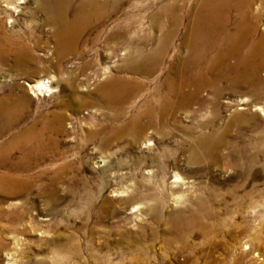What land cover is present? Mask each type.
<instances>
[{
    "label": "rangeland",
    "instance_id": "374dc122",
    "mask_svg": "<svg viewBox=\"0 0 264 264\" xmlns=\"http://www.w3.org/2000/svg\"><path fill=\"white\" fill-rule=\"evenodd\" d=\"M197 1L189 0L157 78L140 77L147 95L169 73L174 48L184 53L182 41ZM145 4L131 6L132 29L141 23L144 34L158 35L161 30L151 26ZM20 5L13 17L16 26L24 27L32 17V0ZM41 18L39 14L35 19ZM52 46L35 49V54L41 57ZM96 48L82 60H97L95 68L119 63L102 54L101 41ZM80 62L69 55L54 66L42 62L46 70L28 74L0 65V99L13 101L20 94L29 98L23 120L0 135V149L16 129L57 111L63 117L62 133L52 139L55 151L23 169L21 163L30 156L17 149L6 159L16 169L0 167L23 181L21 194L0 191V264H264V98L244 103L241 94L231 92L217 98L220 114L212 127L226 126L225 142L214 162L192 163L188 148L194 136L208 129L202 123L213 113L208 90H202L199 100L175 108L160 124L147 126L139 137L109 139L103 145L102 139L87 134L112 124L107 118L112 112L92 102L100 78L87 90L74 83L92 73L91 68L67 74ZM42 78H53L55 91L33 92L28 84ZM254 102L262 108L256 109ZM136 108L128 107L126 116ZM236 113L243 115L232 119ZM230 151L234 154L227 157ZM251 155L255 161L247 179ZM205 189L216 196L205 205L213 215L193 222L190 212H201L196 199Z\"/></svg>",
    "mask_w": 264,
    "mask_h": 264
},
{
    "label": "bare ground",
    "instance_id": "6f19581e",
    "mask_svg": "<svg viewBox=\"0 0 264 264\" xmlns=\"http://www.w3.org/2000/svg\"><path fill=\"white\" fill-rule=\"evenodd\" d=\"M26 2L0 0V65L7 64L17 74H28L46 70L41 66L42 62L50 67L60 64L69 55L81 59L80 64L67 70V74L80 75L91 68L92 73L74 83L87 90L100 78L101 82H96L92 89L96 95L92 102L111 110L112 114L107 118L112 124L115 122L88 131L89 138L102 139L100 144H109V139L139 137L147 126L160 124L175 108L199 100L205 88L213 96L210 101L213 113L202 123V127L208 129L194 136L188 148V161L212 163L218 159L227 131L226 126L212 127L220 114V103L216 99L224 92L241 94V102L264 98V0H198L182 41L184 53L174 48L175 62L169 65V73L156 84L149 96L144 91L145 81L140 77L157 78L159 75L169 57L171 40L183 23L189 0H32L31 19L24 22V27L16 26L17 19L13 14L20 12V4ZM146 2L151 26L161 30L158 35L144 34L141 23L138 29H132L131 6H146ZM39 14L42 18L37 22L35 18ZM36 32L42 35L37 33L35 36ZM99 41L102 42V54L107 59L116 57L118 64L95 68L97 60H82L91 49H97ZM50 43H53L51 51L46 50L41 57L35 54V49L45 48ZM51 79H38L28 85L33 92L49 95L55 91ZM27 97L20 94L13 101L0 99V135L23 120L29 101ZM253 105L256 109L262 108L255 102ZM128 107L137 108L126 116ZM51 115V118L42 116L12 133L10 140L0 149L4 156L3 160L0 159V167L16 169L13 163L6 164V159L17 149L22 155L30 156L25 164L21 163L23 169L30 168L47 152L55 151L52 139H58L56 135L62 133L63 117L58 111ZM242 115L236 113L232 119ZM256 116L251 115V118ZM232 154L230 151L227 157ZM249 161L248 172L244 174L247 179L255 156L251 155ZM22 183L15 174L0 170V191L6 195L21 194ZM205 191L196 199L197 205L202 207L201 212H190L193 222L213 215L214 211L205 205L216 196L209 189ZM179 217V214L171 216L172 219ZM185 231L179 230L180 233Z\"/></svg>",
    "mask_w": 264,
    "mask_h": 264
}]
</instances>
